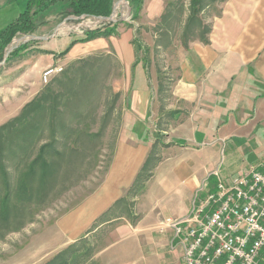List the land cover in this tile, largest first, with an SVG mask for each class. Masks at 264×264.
<instances>
[{
	"label": "crops",
	"instance_id": "1",
	"mask_svg": "<svg viewBox=\"0 0 264 264\" xmlns=\"http://www.w3.org/2000/svg\"><path fill=\"white\" fill-rule=\"evenodd\" d=\"M13 1L0 0V29L20 13L12 11ZM6 12H10V20L4 18ZM157 14L160 16L162 10ZM227 14L231 16L230 12ZM229 15L222 16L231 20L227 18ZM216 20L218 18L207 43L191 40L187 47L181 41H173L171 45L156 44V48H165L166 67L174 69L177 76L169 89L168 100L160 103L157 95L163 88L157 78L153 79L152 72L148 76L147 66L141 60L136 62L131 32L117 27L116 35L76 41L66 54L54 58L55 64H61L97 51L113 52L123 77L112 81L111 86L119 96H127L126 106L115 111L119 118L116 136L109 162L95 189L61 216L43 223L41 233L33 238V241L37 238L32 241L33 248L12 253L5 264H45L66 245L87 233L102 213L116 210L111 209L116 200L126 199L152 148L158 160L148 170L149 178L141 197L135 199L133 209L137 208V212L133 214L138 218L132 221L123 214L113 218L114 213L99 221L88 232L93 239L104 224L117 220L98 235L97 243L95 238V248L87 264H184L182 244L174 237L171 248L169 238L160 242L155 233L159 232L162 221L156 226L160 221L158 215L144 220L138 213V205L146 200L157 180L166 193H173L172 206L186 208L191 193L204 186L207 177L217 176L214 169L222 143L231 140L237 150L244 140L254 142L258 141L256 137L264 136V96L255 101L256 94L264 93L258 92L259 87L264 86V42L255 43L252 33L247 29L238 30L236 23L231 24L233 30L228 34L220 19L219 23ZM78 27V24L73 27L76 28L73 34L60 31L55 34L57 39L43 40L40 48L50 56L60 52L72 41L84 37ZM42 62L34 65L41 72L53 65L51 57ZM255 76L261 81L255 80ZM170 112L172 116L167 115ZM149 118L154 121L156 132L163 136L162 140L150 139ZM263 160L264 154L261 160L247 165ZM242 165L238 167L240 171L248 167ZM159 233V236L169 237L172 234L168 228Z\"/></svg>",
	"mask_w": 264,
	"mask_h": 264
},
{
	"label": "rangeland",
	"instance_id": "2",
	"mask_svg": "<svg viewBox=\"0 0 264 264\" xmlns=\"http://www.w3.org/2000/svg\"><path fill=\"white\" fill-rule=\"evenodd\" d=\"M192 2L193 0H142L137 18L132 17L131 0H114L112 11L108 16L66 14V12L53 8L48 12L46 11L47 13L44 12L45 15L42 14L41 17L36 16L34 18L35 23L38 24L34 31L30 33L17 32L10 42L0 49V126L18 117L25 104L38 98L42 91L47 89L53 92L67 90L66 84L60 87L53 82L54 79L68 73L69 66L77 65L78 59L92 57L88 60V64L82 66V71L77 73V76L87 74L91 77L92 82L87 86H81L83 89L79 91L77 96H73V100L67 104L63 115L59 116L60 120L68 122L67 126L72 125L70 128L68 127L70 132H62L61 134L60 128H57L55 133L51 132L48 126V116L41 120V115L34 111H30L20 121L15 120L9 126V130L5 129L4 132H0V141L3 140L6 145V152H3L2 161L5 167L4 171L7 173L6 176L2 175L0 169V198L6 194L4 192L6 189L4 178L7 177L11 188L9 191L11 193L9 197L11 206L15 204L22 206L20 216L11 217L6 226H0V264H5L12 253L16 254L33 248V238L41 233L43 223L47 220L53 221L61 216L68 209L80 203L89 191L95 189L109 162L113 140L116 136L119 118L115 111L117 108L125 107L127 101V96L122 97L120 95L118 97L114 111L108 117V125L102 132L99 152H94L93 155L86 153L76 155V152L71 150L77 146L74 141H84L83 136H78L79 139H77L76 135L78 134L76 132L79 133L80 131L79 135H82V132L100 131V119L103 112L109 108L113 98L112 94L117 93L113 90L111 82L121 79L123 70H121L116 55L111 51H97L70 62L55 64L54 58L63 56L59 55L60 52L70 44L60 52L50 56V53L40 48L42 41L51 37V39H57L56 35L60 31L73 34V31L76 30L73 27L76 24H78L80 32L85 34L89 30L104 28L118 22V29L131 32L133 38L136 37L143 46L148 48L146 55L142 50H135L136 62L141 60L147 66L148 76L149 72H152L153 79L157 78L158 84H161L163 90L160 95H157L160 103L164 99L168 100L169 89L177 76L174 69L166 67L165 48H156L157 43L171 45L173 41H181L183 45V40L186 42L199 40L207 43L216 18H218L216 23H219L220 19V23L226 27L228 34H231L233 30L231 24L236 23L238 30L247 29L248 33H252V40L255 43L264 42V0H198L194 4V8L198 9L196 14L191 11ZM24 7L25 0H14L12 3V11L14 10V12L21 11ZM161 10L162 14L157 16V12L160 13ZM227 12H230L231 16ZM191 14L196 19L194 23L190 21L191 31L185 33L184 24ZM222 15H229L227 18H231V20L224 19ZM4 16L8 20L11 18L10 12H6ZM233 19H237V21H232ZM103 54H109V56L97 58ZM47 57H51L52 66H60L62 69L52 74L48 82L43 83L41 80L42 72L34 65L43 64L42 61H45ZM255 80L261 81L256 76ZM259 91H264V86L259 87ZM263 96L264 93L256 94L255 101ZM154 100L155 97L152 93L151 102ZM40 107L41 102L40 106L34 105V109L38 110ZM163 118L166 119L165 114ZM147 123L150 139L158 137L159 140H162L163 136H160L161 134L155 130L154 121L149 118ZM255 139L258 141L244 140V144L237 150L233 146L235 142L231 140L222 143L219 151H217L218 159L214 170L217 171V176L223 183H228L232 177L240 172L238 167L240 168L241 164L247 165L262 159L264 141L262 145L260 142L264 140V136L260 135ZM53 140L57 142L52 143ZM41 146L45 147L42 157L50 166L48 165L43 173L37 169L36 177L24 182L28 185L31 182L32 185H29L32 189L24 185L26 195L30 191V198H26L22 194L24 190H20V186L17 187L18 180L22 177V173L27 170L30 161L38 154L41 156L39 151ZM82 147L86 149L84 143H82ZM10 148L12 150H9ZM55 151H61L62 154L58 155ZM86 155H88L87 159H85ZM216 177L215 175L207 177V183L201 186L199 190L191 193L186 208L172 206L170 201L173 193H166V190L161 188L160 182L155 180L152 190L150 187L151 191H149L146 200H140L138 213L143 216L144 220L158 215L160 221L158 220L156 226H159L160 222L168 217H185L190 213L192 202L196 198L202 199L214 192L217 183ZM144 189L145 186L143 185V190L139 189L140 193L135 197L131 196V193H127V202L119 204L120 206L118 205L116 210L107 212L105 217L112 216L114 213L113 218L122 217L120 214L130 215L135 211L137 212V208L136 210L133 209L136 204L135 199L141 197ZM197 191L198 193H196ZM31 192H33L32 196ZM129 207L131 213L128 214ZM135 217L138 218V215L136 214ZM115 222L104 224L94 239L91 234H88L91 231L89 230L79 239L66 245L55 255L62 253L57 264H62V261H66L68 264H87L89 258H85V256L88 251L92 254L95 244L98 242V235ZM151 231L154 232V230ZM159 232L155 233L159 241L164 242V239L169 238L168 243L171 248L172 234L170 237L159 236L161 234ZM36 240L37 238L33 242ZM262 259H264V254Z\"/></svg>",
	"mask_w": 264,
	"mask_h": 264
},
{
	"label": "trees",
	"instance_id": "3",
	"mask_svg": "<svg viewBox=\"0 0 264 264\" xmlns=\"http://www.w3.org/2000/svg\"><path fill=\"white\" fill-rule=\"evenodd\" d=\"M113 1L114 0H26L25 7L23 10L20 11L18 16L9 22L7 25H5L2 29H0V49H2L6 44L10 42L12 37L17 33H30L34 31L38 24H36L34 18L37 16L41 17L44 12H48L49 10L55 8L58 9V11L66 12V14H75V15H83V14H90V15H103L108 16L110 15L113 7ZM198 0H193L192 2V10L194 13L198 11V9L194 8V4H196ZM132 2V17L137 18L138 12L141 8L142 0H131ZM33 10V11H31ZM197 10V11H196ZM46 12V13H47ZM192 12V13H193ZM196 14V13H195ZM45 15V14H44ZM196 17L191 14L186 19V23L184 24L185 27V33L191 31V26L189 23L190 21L194 23V20ZM117 23H114L112 25H107L104 28H96L87 31L84 34V37L81 39L74 40L70 43L69 46H67L62 52H60L59 55H64L69 50V48L72 46V44L76 41L84 42L88 41L94 38L98 37H108L110 35H116L117 31ZM135 50H142L143 53L146 55L148 52V48L143 46L140 40H138L136 37L132 40ZM183 46L187 47V42L185 40L182 41ZM106 56H109V54H103L97 56V58H104ZM92 57H88L85 59H78L76 64L77 65H71L69 66V72L65 73L57 78L54 79V83L59 85L60 87H63V85H67V90H62L58 92H53L52 90H45L42 91L38 98L35 100H31L25 106L23 107L20 115L11 121L5 123L4 125L0 126V132H4L5 129L9 130V126L14 123L15 120H21L24 119L30 111H34L36 114L41 115V120L43 118H46L48 116V126L51 130V132L55 133L57 132V128H60L61 134L62 132H70V126L68 125L67 121H62L59 119V116H62L66 106L69 102L73 100V96H77L79 91H81L83 88L81 86H87L89 83L92 82L91 77H89L87 74H83L82 76H77V73L82 71V66L85 64H88V60ZM94 58V57H93ZM113 98L110 103L109 108L103 112V115L100 119V131L96 132H90V133H84L82 135L76 132V137H84V141L76 142L74 141V144L77 145L73 148H71L72 152H76V155H79L81 153L86 154H92L94 152H99L101 149V136L104 128L108 125L109 118L114 111V105L119 97V93L112 94ZM41 107L37 110L34 109V105H39ZM173 112L168 113V116H172ZM12 127V126H11ZM69 127V128H68ZM74 130V129H73ZM42 132V131H41ZM73 132V131H72ZM79 139V137L77 138ZM57 142L56 140H53L52 143ZM82 143L85 144L86 149L82 147ZM3 140L0 141V169L2 175L6 176L7 173H5V167L2 161L3 152H6V147ZM41 149V150H40ZM39 151L41 152V156L38 154L34 159H32L27 167V170L22 173V177L18 180L20 186V190H24V185L28 188L31 185V182H29V185L27 183H24L28 179H34L36 177L35 172L37 169L41 170V173H43V170L50 164L46 162V159L42 157V152L45 150L44 146H41ZM9 150H12L11 148ZM58 155H61V151H55ZM87 159L88 155L85 156ZM158 158L155 156L154 149L152 148L147 159L145 160V163L143 167L141 168V171L136 176L132 186L129 189V193H131V196H136L138 193H140V190H143V185L145 181L149 178L148 170L154 166L157 162ZM6 182V189L4 192L6 194L4 197L0 198V226H6L8 221L11 217L20 216L22 206L21 204H15L14 206H11L12 203L9 201V197L11 193L9 192L11 190L8 178H4ZM31 188V187H30ZM32 189V188H31ZM140 189V190H139ZM31 192V196H32ZM22 194L26 198H30L29 194L30 191L27 192V195L25 193V190L22 192ZM24 198V199H26ZM127 202L125 198H119L113 203V206L111 209L118 208L117 206L119 204H123ZM128 214L131 213V209L129 207ZM107 214V211L102 213L92 224L91 229L97 225V223L104 219L105 215ZM122 215V214H121ZM127 215V214H126ZM131 217V220L134 221L136 219L135 215L131 213L128 215ZM10 222V221H9ZM59 255V256H58ZM60 255L62 256V253L57 254V256L53 257L50 261H48L45 264H57V262L60 259ZM91 252L88 251L85 258H90ZM83 257V256H82ZM84 258V257H83ZM62 264H68L66 261H62Z\"/></svg>",
	"mask_w": 264,
	"mask_h": 264
},
{
	"label": "built area",
	"instance_id": "4",
	"mask_svg": "<svg viewBox=\"0 0 264 264\" xmlns=\"http://www.w3.org/2000/svg\"><path fill=\"white\" fill-rule=\"evenodd\" d=\"M61 69H44L42 82ZM162 224L159 231L168 228L182 244L184 264H264V160L226 184L217 178L214 192L196 198L189 214Z\"/></svg>",
	"mask_w": 264,
	"mask_h": 264
}]
</instances>
